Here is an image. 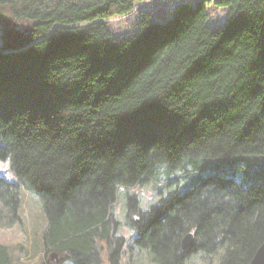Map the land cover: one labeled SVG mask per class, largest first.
Returning <instances> with one entry per match:
<instances>
[{
  "label": "trees",
  "instance_id": "trees-1",
  "mask_svg": "<svg viewBox=\"0 0 264 264\" xmlns=\"http://www.w3.org/2000/svg\"><path fill=\"white\" fill-rule=\"evenodd\" d=\"M145 1L0 0V161L18 178L0 176V219L21 221L20 187L32 189L42 249L74 264H121L118 187L149 183L160 164L264 155V0L180 1L114 36L109 20ZM210 4L223 24L208 25ZM25 23L18 45L6 41ZM139 203L127 196V225L155 264L198 252L248 264L264 243V175L243 187L212 174ZM0 264H14L2 243Z\"/></svg>",
  "mask_w": 264,
  "mask_h": 264
},
{
  "label": "rangeland",
  "instance_id": "rangeland-1",
  "mask_svg": "<svg viewBox=\"0 0 264 264\" xmlns=\"http://www.w3.org/2000/svg\"><path fill=\"white\" fill-rule=\"evenodd\" d=\"M180 1L195 0H147L137 4L130 14L110 19V30L114 36H127L135 30L142 13L150 12L153 18L164 20L170 16L172 7ZM208 11L210 27L223 24L226 16L224 9L215 8L210 4ZM3 32L4 26L0 23V47L3 43ZM212 174L232 178L243 187L251 186L264 175V155L200 156L192 160H183L176 169L160 164L149 183L137 187H118L113 212L119 223L117 234L126 239L121 264H155L148 250L140 249L134 244L136 232L127 225L125 217L128 195H137L141 209H145L167 190L183 192ZM0 176L18 182V178L10 171L8 163L2 161H0ZM20 193L21 221L7 224L6 220L0 219V243L8 248L14 264H55L53 260L47 261L51 252L45 254L39 242L40 233L45 225L40 198L35 191L25 186L20 187ZM59 257L58 264H74L71 260L62 259L60 254ZM219 262V254L206 255L198 252L190 256L185 264H219Z\"/></svg>",
  "mask_w": 264,
  "mask_h": 264
},
{
  "label": "water",
  "instance_id": "water-1",
  "mask_svg": "<svg viewBox=\"0 0 264 264\" xmlns=\"http://www.w3.org/2000/svg\"><path fill=\"white\" fill-rule=\"evenodd\" d=\"M31 31L32 28L28 23L21 24L18 27H8L5 31V39L11 45L15 46L18 45ZM193 242L194 235L192 232H189L181 239V248L186 250L193 245ZM51 260L55 261V264H58L60 262L59 254L57 252H51L48 255L47 261L50 262ZM248 264H264V243L257 248Z\"/></svg>",
  "mask_w": 264,
  "mask_h": 264
}]
</instances>
